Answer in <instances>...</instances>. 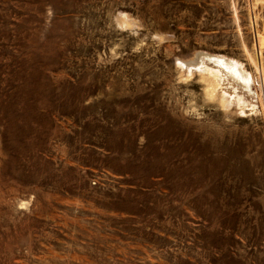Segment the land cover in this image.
<instances>
[{"label": "rangeland", "instance_id": "obj_1", "mask_svg": "<svg viewBox=\"0 0 264 264\" xmlns=\"http://www.w3.org/2000/svg\"><path fill=\"white\" fill-rule=\"evenodd\" d=\"M0 264H264V0H0Z\"/></svg>", "mask_w": 264, "mask_h": 264}, {"label": "bare ground", "instance_id": "obj_2", "mask_svg": "<svg viewBox=\"0 0 264 264\" xmlns=\"http://www.w3.org/2000/svg\"><path fill=\"white\" fill-rule=\"evenodd\" d=\"M226 67H227V70H228V73L231 75V76H234L235 77V79H240V76L238 75V73L236 72V71H233V68H232V66L231 67H229V65L231 64V63H229L228 61L226 62ZM224 66H225V64H224ZM241 74V73H240ZM245 76V75H244ZM245 80V82H249L248 81V79H244Z\"/></svg>", "mask_w": 264, "mask_h": 264}]
</instances>
